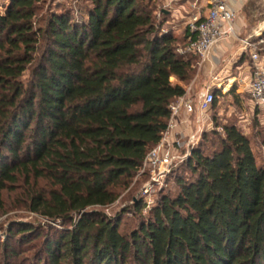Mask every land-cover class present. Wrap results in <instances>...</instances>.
I'll return each mask as SVG.
<instances>
[{"label":"trees","instance_id":"16d2710c","mask_svg":"<svg viewBox=\"0 0 264 264\" xmlns=\"http://www.w3.org/2000/svg\"><path fill=\"white\" fill-rule=\"evenodd\" d=\"M89 1L77 15L48 0L0 11V215L28 210L61 226L15 222L8 241L42 239L43 264H264V166L236 123L212 132L207 153L203 134L166 178L178 192L130 234L100 210L162 139L186 91L171 78L189 84L198 59L178 52L187 29L157 26L155 0ZM8 241L0 247L19 264Z\"/></svg>","mask_w":264,"mask_h":264},{"label":"rangeland","instance_id":"374dc122","mask_svg":"<svg viewBox=\"0 0 264 264\" xmlns=\"http://www.w3.org/2000/svg\"><path fill=\"white\" fill-rule=\"evenodd\" d=\"M8 2L9 0H0V11L3 12ZM49 4L51 5V12L73 10L74 14L77 15L78 11L83 12L84 8L91 3L89 0H78V2L77 0H48L47 5ZM152 7L155 8L156 24L157 26H161L160 28L163 33L172 32L174 36H182L184 34L189 22V16H191L186 0H155L152 3ZM243 15L245 18L243 21L247 24V28L242 30L243 36L241 37L244 38L264 26V0H244ZM237 44H239V41ZM204 63L197 60L194 77L189 83V85L194 83V88L204 85L200 82L202 80L201 73ZM28 76L29 72L26 74L25 79ZM211 76L212 74L209 78ZM217 96L216 103L209 112L210 125L203 123L199 127L196 124V118H193L194 127L191 132L197 134L196 141L192 147H189L188 143L183 144V154L189 153L193 148L202 144L204 133L207 134V139L203 142L205 144L203 151L209 152L211 149L210 140L213 137L212 132L214 130L222 132L223 124L236 123L242 132L251 139L257 161L260 165L264 166V107H247L246 105L243 107L232 96L227 97L220 93ZM179 164L174 166L173 170ZM182 170H177V174L180 175ZM186 176L191 177L192 175L189 172ZM166 178L167 176L160 182H154L148 172L144 175H137L127 189L119 190V197L115 203L108 207L100 208V210L109 217H120L121 231L130 234L139 225L140 214L144 217L150 215L151 208L148 207V203L153 206L162 194L175 195L178 192L179 188L175 176H172L167 181ZM146 188L149 189L147 193H145ZM139 201H142L144 206H142L141 212L136 214L134 203ZM15 222L31 223L38 229H43L44 233L55 234L56 230L61 229L59 223L50 221L39 214L28 210H11L8 213L0 215V245L6 244L5 242L8 241L9 228ZM40 240L42 239L37 240V243L22 246H19L14 240L8 241V244L9 246L12 245L14 250L20 252L19 264H43L42 262L38 263V258L41 254ZM8 253L3 246L0 247V264H17L15 258L9 259Z\"/></svg>","mask_w":264,"mask_h":264},{"label":"built area","instance_id":"2783aa9c","mask_svg":"<svg viewBox=\"0 0 264 264\" xmlns=\"http://www.w3.org/2000/svg\"><path fill=\"white\" fill-rule=\"evenodd\" d=\"M193 9L187 25L189 43L178 48V52L183 55L194 54L198 60L205 62L222 40L229 37L236 38L240 50L247 53L252 62L248 86L251 99L256 107H264V26L244 38L239 36L236 29L239 14L232 0H196ZM171 80L178 84L175 82V77ZM193 85L194 83L190 84L185 94L177 96L172 102L168 129L160 142L146 156L138 176L148 172L154 182H160L172 172L174 166L190 156L191 151L183 154L182 146L188 143L189 147H192L197 134L191 132L186 135V139L182 133L173 135L172 130L177 126L176 117L181 110L192 115L197 110V106L201 114L212 108L218 97L217 89L221 88L222 82L218 80L217 75H212L210 82L202 85L197 91ZM185 122L190 124L189 119ZM148 191L149 189L146 188L145 193ZM148 204L151 208V204Z\"/></svg>","mask_w":264,"mask_h":264},{"label":"crops","instance_id":"0c3cea01","mask_svg":"<svg viewBox=\"0 0 264 264\" xmlns=\"http://www.w3.org/2000/svg\"><path fill=\"white\" fill-rule=\"evenodd\" d=\"M196 0H186L189 5V14L193 12V4ZM233 5L237 8L239 17L236 22V29L239 36H243L242 30L247 28V24L243 21V8L244 0H232ZM190 17V16H189ZM186 31V30H185ZM247 34V33H246ZM238 40L234 37L226 38L222 40L211 52L208 58L205 60L202 69V80L203 84H208L210 82L209 76L217 75L218 80L222 82L221 88L217 89V92L227 97H234L237 102L244 107V105L254 107V103L251 99L249 92V80L252 70V62L247 53H243L240 50ZM175 82L183 85L185 89L189 84H184L177 77H175ZM202 87H195L196 91ZM256 107V106H255ZM213 108V107H212ZM206 112H201L198 109L192 114L188 115L185 110H181L176 117L177 126L172 130V134L182 133V135L187 138L186 135L190 134L193 129V118H196V124L210 125V115L211 109ZM189 119L190 124L185 121ZM195 124V125H196ZM181 134H179L180 136Z\"/></svg>","mask_w":264,"mask_h":264}]
</instances>
